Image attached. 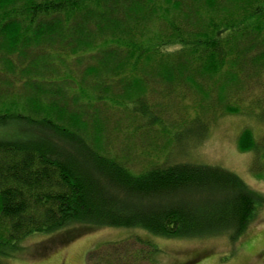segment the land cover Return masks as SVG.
<instances>
[{
	"label": "trees",
	"instance_id": "obj_1",
	"mask_svg": "<svg viewBox=\"0 0 264 264\" xmlns=\"http://www.w3.org/2000/svg\"><path fill=\"white\" fill-rule=\"evenodd\" d=\"M262 41L264 0H0V264L30 234L80 226L236 239L261 197L173 149L240 113ZM237 146L255 148L249 128ZM132 240L87 264H159Z\"/></svg>",
	"mask_w": 264,
	"mask_h": 264
},
{
	"label": "rangeland",
	"instance_id": "obj_2",
	"mask_svg": "<svg viewBox=\"0 0 264 264\" xmlns=\"http://www.w3.org/2000/svg\"><path fill=\"white\" fill-rule=\"evenodd\" d=\"M261 46L262 50L264 45ZM261 66L248 79L235 103L240 113L219 117L197 143L192 144L195 136L188 130L175 134L176 140L180 137L173 149L176 155L187 150L185 155L193 162L226 168L261 197L255 203L253 219L236 239L226 234L167 238L138 227L80 226L73 232L69 228L65 236L60 232L33 233L12 249L4 247L8 249L7 264H87V253L106 243L126 240L139 247L132 240L134 236L149 238L157 245L158 251L153 256L159 264H264V63ZM243 128L251 130L254 149H238L237 139Z\"/></svg>",
	"mask_w": 264,
	"mask_h": 264
}]
</instances>
